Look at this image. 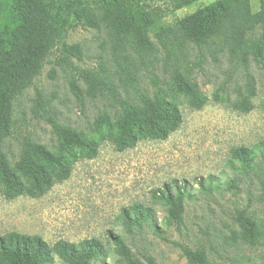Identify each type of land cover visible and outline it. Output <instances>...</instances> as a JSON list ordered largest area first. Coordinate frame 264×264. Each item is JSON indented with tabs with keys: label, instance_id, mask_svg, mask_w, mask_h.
I'll use <instances>...</instances> for the list:
<instances>
[{
	"label": "trees",
	"instance_id": "1",
	"mask_svg": "<svg viewBox=\"0 0 264 264\" xmlns=\"http://www.w3.org/2000/svg\"><path fill=\"white\" fill-rule=\"evenodd\" d=\"M198 0H169L167 7L152 0H99L78 8L58 7L56 12L47 0H0V194L6 199L19 196L40 197L55 184L67 180L74 165L81 159L95 158L103 142H111L117 150L134 147L147 139L164 140L183 122L179 97L195 109L203 108L209 97L193 76V69L182 61L191 46L207 48L217 60L219 53L227 56L234 68L245 74L243 85H237L235 98L224 97L217 88L216 102H229L235 109L248 113L255 108L256 86L249 68L252 63L264 69V0L254 10L251 0H215L201 9L175 21H168L169 13ZM83 26L104 32L111 44L113 56L121 72L134 81L140 63L156 59L165 53L170 71L168 88L156 85L152 95L142 94L138 101L120 98L118 85L107 71L81 68L73 60L83 58L79 43H67L71 28ZM57 47L55 63L72 72V92L84 99L109 95L119 107L114 112L102 111L92 122L89 131L64 125L56 120V112L41 93L34 107L38 113H49L56 143L54 148L25 137L20 154L11 162L3 150V142L12 135L15 124L14 101L40 75L45 61ZM202 54L200 62L204 60ZM52 74L51 77H54ZM264 164V139L256 146L235 147L231 151L233 169L246 171ZM216 177L197 178L198 192L213 195L221 189ZM241 178L228 179L223 190L237 191ZM264 197V178H260ZM193 184L173 179L152 191V205L134 203L123 207L118 216L124 231L150 230L163 240L165 228L159 225L154 205L164 208V224L181 230L185 206L195 200ZM235 220L239 230L235 241L250 247L264 246V220L252 212L237 209ZM190 264H214L204 248L182 246ZM116 264H158L151 255L136 257L123 236L108 230L107 242L98 237L79 242L60 239L50 244L42 236L11 231L0 235V264H52L59 259L66 264H91L104 260L110 250Z\"/></svg>",
	"mask_w": 264,
	"mask_h": 264
},
{
	"label": "rangeland",
	"instance_id": "2",
	"mask_svg": "<svg viewBox=\"0 0 264 264\" xmlns=\"http://www.w3.org/2000/svg\"><path fill=\"white\" fill-rule=\"evenodd\" d=\"M54 12L58 7L78 8L85 0H47ZM96 4L99 0H87ZM215 0H198L168 14V21H175L193 13ZM258 10L261 0H251ZM154 4L168 5L169 0H152ZM66 42L79 43L83 58L74 62L81 68L107 71L118 85L120 98L138 101L142 94L152 95L156 85L168 88L172 62L166 67L165 53L160 50L156 59L140 63L131 81L121 72L113 56L111 44L104 32L76 26L69 29ZM57 47L45 61L43 69L31 86L14 101V128L3 142V150L11 162L20 154L25 137L54 148L56 137L49 113H38L34 101L38 93L56 112L58 122L89 131L95 117L102 111L114 112L118 103L109 93L84 99L71 90L72 72L55 63ZM204 55V60L200 58ZM182 63L193 69V76L209 97L201 109L188 105L179 97L183 116L180 127L167 139H147L134 147L119 151L111 142H103L99 153L92 159H81L71 176L55 184L40 197L19 196L6 199L0 194V235L11 231L42 236L50 244L60 239L79 242L98 237L107 242L108 230L124 237L132 252L143 259L155 258L158 264H190L182 252V246L204 248L214 264H264V246L250 247L235 241L239 230L235 220L236 210L246 208L257 219L264 220V197L260 178H264V164L241 171L230 164L231 151L235 147L256 146L264 139V69L252 63L256 86L255 108L241 112L229 102H216L213 94L217 88L224 97L235 98L237 85H243L245 74L234 68L226 55L219 53L217 60L207 48L199 50L191 46ZM55 74L54 77H51ZM213 175L221 189L213 195L198 192L197 178ZM241 178L237 191L223 190L228 179ZM173 179L187 180L195 188L197 197L186 203L184 225L181 230L164 224V208L154 205L159 225L164 226L163 240L150 230L128 234L118 219L123 207L134 203L152 205V191ZM223 188V189H222ZM116 255L91 264H116ZM52 264H66L55 259Z\"/></svg>",
	"mask_w": 264,
	"mask_h": 264
}]
</instances>
